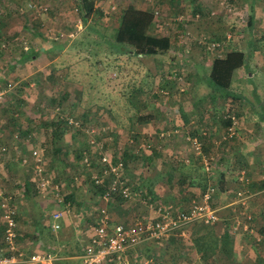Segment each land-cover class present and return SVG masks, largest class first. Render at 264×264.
Listing matches in <instances>:
<instances>
[{"label": "rangeland", "instance_id": "1", "mask_svg": "<svg viewBox=\"0 0 264 264\" xmlns=\"http://www.w3.org/2000/svg\"><path fill=\"white\" fill-rule=\"evenodd\" d=\"M98 1H100V4L94 13L83 23L82 20L74 18L79 16L78 11L74 9L78 0H69L65 3H63V0H0V21L2 20L0 37H4L3 42H6L0 44V92L6 91L0 96V130L3 122H9V118L7 119L6 116L1 114V112L5 113V108L3 107L7 108L6 103L12 100L6 96L9 91L19 88V91L24 90V94L28 96V99L31 98L32 100L40 92L39 109L36 110L34 108L35 111H33L30 107H27V110H23L22 115L15 116L19 120L18 122L23 123L24 129L26 125H32V128L28 129L29 131L31 130L29 134L34 132V136H39L42 139V142L36 145L35 148L38 151L43 150L41 157L42 160L45 159V162L42 161V168L45 174L52 177V184L58 185L59 191V196L52 190L48 194L45 192L46 196H44V193L38 194L36 185L32 181L33 184L29 191L24 189L22 196L21 185L26 187V184L19 180L23 179L24 181L28 177H34V175L33 172L31 174V169L27 167L20 176L21 167L16 161L10 165L12 173L6 172L5 177L2 176L0 178L1 190L4 188V183L12 188V190H9L6 187L5 193L12 196L14 206L22 203L20 209H23H18L16 217L18 242L24 246H26L25 242L33 240L34 236L37 237L33 229L36 220H32L34 215H32V210L29 208L30 204H33L32 208L36 211L35 214L41 221H44L46 220L45 215L51 216L55 209L60 208L57 198L62 197L63 203L70 205L69 214L72 219L75 216H79L81 208L84 209L81 215L90 217V219L86 218L85 223H81L82 225L79 226V229L84 231L85 228L88 231V224L90 223L89 225L92 227L96 223L95 213H98V209L96 211V208L93 207L89 210L86 209V206L78 207L76 198H79V202L83 200L84 203H88V200H84V196H81L80 192L77 194L76 190L80 188L83 191L93 189L99 194L97 191L99 184H94L92 176L100 174L106 166L107 161L101 160L103 156L112 164L119 160L123 162L120 177L131 190L129 199H111L109 204H106L108 209L113 201H115L114 204L119 202L121 205L122 203H127V200L136 203L141 202V207H145L146 205L142 201L145 199L152 202V199H154L152 197L161 198L160 203L167 208L173 210L174 208L176 210L187 209L192 203L194 196L189 195L192 194L191 191H186V188L189 187L186 184L189 181L188 177L191 176V167L186 165L183 167L185 164L183 158H197V156L203 154L202 152H196L191 142L192 140H188V137L192 138L194 135L189 134L193 126L191 125L192 123L189 124L190 121L188 119V116L191 115L186 113L198 111L201 113L202 118L203 116L207 117L206 113L203 114V107L205 106H203L201 101L207 102L205 103L206 106L215 105L208 99L211 89L205 82L213 59L216 56L224 55L232 47H245L251 36L255 47L253 54L247 61L248 68L236 70L233 79L235 83L241 85L239 89L243 90L244 88L250 90V82L255 83L258 90L261 91L262 97H264V0ZM31 2L36 3L41 8H38L39 10L30 8L29 4ZM71 2L72 4H70ZM250 2L253 4L255 13L254 25L251 30L247 27ZM130 6L136 9L146 6V10L152 12L157 10V22L161 26L158 27L157 33L171 34L172 37V43L167 51L162 53L163 56L157 60L151 57L148 61L152 63L150 62L147 65L145 64L147 60L144 62V59L149 58V56L139 57L132 53L117 54L115 48L118 46L115 43L108 44L104 40V38L113 40L118 22L123 12ZM196 8L199 13L195 11ZM70 10H73L74 16L65 15ZM72 18L74 20H69ZM27 24L28 26H25ZM152 28L155 29L156 27ZM183 30L187 33L178 35L184 39V42H187V40L190 42L188 46L185 43V45H180L177 40V34H174L175 31L180 33ZM230 33L233 35L230 39L233 40L231 43L227 40ZM204 36L206 37L203 41L204 44L217 42L213 41V39H222L221 42L224 41V44H221L224 46L218 49L204 48L197 42L202 40ZM66 39V44H69V46L66 50L64 49L59 53L60 62L55 65L40 64L39 60L41 58L39 60L35 58L32 62L30 59L22 57L24 52L32 50V44H35L33 47L35 48L41 44L47 46L48 44L52 45L59 42L64 43ZM85 43H90V45L87 47L82 46ZM130 57L132 58L130 59ZM42 58L45 59V57ZM91 58L92 60H90ZM21 59L22 61H20ZM48 66L57 67L53 69V78L55 80H52L53 78L49 81L47 80L48 69L51 68ZM50 85L52 86L51 88ZM45 89L50 92H45ZM55 94L59 95L60 106L53 108L54 104L51 99ZM62 98H64L63 101ZM28 104L33 105L29 102ZM192 105H196V107H192ZM198 105L200 106L197 107ZM225 105L228 106V101ZM247 110L250 109L243 105L242 113ZM7 112L5 114L10 117L12 112L9 111V114ZM55 112L63 114L73 122L69 123L68 121L67 124L71 127L66 126L65 134L62 133L60 136L58 133H53L50 129L51 126L47 123L53 118ZM38 113L40 114L37 116ZM142 115L144 117L152 115L153 117L151 119L153 122L142 125L144 127L143 132L138 129L141 127V125H138L140 123L136 122L138 116ZM213 120L215 121L216 118ZM239 120L240 118L238 122ZM183 121L185 124H183ZM75 122L79 124L76 125L74 124ZM146 126L148 127L146 128ZM89 128H93L94 132L85 131ZM156 134H158L157 137H155ZM138 135H141V137H138ZM92 138L97 143L91 144L93 145L91 148L87 146V141L92 140ZM23 140H20V144L23 145L27 154L31 150L30 145L35 143V141L29 140V142H25L28 146L26 147ZM0 146H2L1 141ZM59 148L64 149L60 151ZM155 148L157 149L154 151ZM85 149L90 151L92 157L89 169H86L81 162V155ZM33 151L34 149L30 155L23 156L20 162L24 164L30 163L33 167L36 162ZM211 157L205 158L212 161ZM195 161L196 164L199 162L197 159ZM66 164H74L79 175L89 173V179L79 184L78 187L71 185L66 187L67 185L61 181L64 177V172L67 171L64 170ZM69 170L72 171L74 169ZM203 171H206L204 163ZM211 171H206V173L209 174ZM196 172L201 173L199 167L196 168ZM107 177L106 181L107 179L111 180V176ZM215 186L217 187V185ZM144 188L154 193H146ZM240 188L246 194L247 192L248 194L250 193L247 186H240ZM154 189L158 193H155ZM259 189H261V192L256 194L254 199L257 201L261 199L264 203V186L261 185ZM178 190H183V192L179 195ZM216 190H218V187ZM16 192H18V195ZM229 192L227 191L226 193L227 198H232L228 195ZM72 195H74V198L71 199ZM89 196L93 198V194H89ZM219 196H214L215 205H218V201L221 200ZM133 197L134 199H131ZM100 198L101 195L98 196V201ZM250 198L245 204H240L239 208L244 210L248 207L247 213L251 214L252 226L253 219L255 220L254 215L261 219L259 220L260 222L264 220V207L254 213V211L250 210L251 205H253ZM94 201L92 204H97ZM39 202L40 204L44 203V205H39ZM26 206L29 210L25 211ZM152 206L154 209L155 203ZM229 206L227 205V207L225 206L226 208L222 209L224 215L219 212L221 219L224 218V221L222 219L219 224L214 226L217 232L222 231L226 227L224 223L230 224V219L227 218V212H230ZM233 206L238 207L235 202ZM150 211L153 212L152 210ZM21 212L22 215L20 214ZM127 222L129 221L125 223ZM44 224L39 225L40 228L42 227V230L39 228L40 234H44L42 238H50L53 231H51L50 226L46 223ZM189 227L186 228V233ZM252 229L254 232L247 236L240 229L231 231L232 234H229L232 235L233 239L236 236L237 239L245 237L246 240L252 241V237L255 240L254 235L259 231V229L255 228V225L252 226ZM230 235L228 236L232 238ZM171 238L175 237L171 236L166 241ZM1 240L2 233L0 232V242ZM51 241V239H48V242ZM87 241L84 243V240L78 239L74 245L77 243L78 250H80V246L87 244ZM163 241L165 239L149 242L148 248H151L149 253L142 256L139 261L148 258L152 259L153 264H212L205 260H201L202 262L193 261V257L191 261H187L190 256L185 255L182 258V255H172L173 251L164 255V253H161ZM230 242L232 251L234 245L232 241ZM237 243L235 244L236 248ZM256 243V241H252L251 246L255 250H260V252L264 253V242L261 243L263 245H256ZM66 247H69L68 243H64L63 248ZM39 248H43V245H40ZM56 249L54 244V251ZM39 250L48 252L51 249L49 246L47 249ZM57 255L59 256L58 253ZM258 258L264 259V255L262 254ZM75 259L66 258L63 261L60 259L59 261L57 260V264H65L67 261L73 264L72 262H76L74 261ZM221 259L226 264H235L238 260L241 263L239 258H235V261H233L232 256L231 259L225 256H222ZM139 261L134 262V264H139ZM213 262L215 264V261ZM260 262L264 264V260Z\"/></svg>", "mask_w": 264, "mask_h": 264}, {"label": "crops", "instance_id": "2", "mask_svg": "<svg viewBox=\"0 0 264 264\" xmlns=\"http://www.w3.org/2000/svg\"><path fill=\"white\" fill-rule=\"evenodd\" d=\"M68 1L69 0H63V3L68 2ZM70 4H72V2ZM99 4H100V1L95 0V8H97V6ZM75 6L76 7L74 9L77 11V9H76L77 4H75ZM61 9H63V8L61 7ZM138 9L146 10L147 8L145 6L143 8H138ZM73 13H74L73 10H70L68 14H65V11H64V14L69 15V16L73 15ZM74 18L75 19L78 18V20H81L80 16H77V17L75 16ZM74 18L69 19V20H74ZM66 41H67V39L64 41V43L59 42V43H54L52 45L48 44L47 46L41 44V45L36 46L35 48H33L34 46H32V49H35V51L37 52L38 55L36 57L34 56L30 60L33 62L35 58L38 60L41 58L39 60L41 62L40 64H43V63H45L46 65L57 64L58 62H60V60H59L60 54L59 53L62 52L64 49L66 50L69 46V44H66ZM79 47L81 48V46H79ZM26 49H27V46H26ZM45 52H47L46 56H45ZM119 54H121V53H119ZM123 54H125V53H123ZM23 55H27V54L23 53ZM162 56L163 55L161 53L157 52L156 54L150 55L149 58L144 59V62H145V60H147L145 63L147 65V64H150L151 61H148V60L151 57H153V58H155V60H157V59H160V57H162ZM42 57H45V59ZM139 57H141V56H139ZM131 58L132 57H130V59ZM90 60H92V58ZM20 61H22V59ZM48 67H51L48 69L49 75L47 76V80L49 81L51 78L54 77L53 69H55L57 67H55V66H48ZM38 69H40V68L38 67ZM239 69H244V68L241 67ZM52 80H55V79L53 78ZM72 82L76 83L74 81H72ZM72 82H70V83H72ZM66 86H68V85H66ZM51 87L52 86L50 85V88ZM257 90H258V88H257ZM23 91H20V94H18L19 102H22V105H25V104L27 105L28 102H32L33 105H37V106H34L35 109L36 110L39 109L38 104H40L39 103L40 92H38L37 95H35L34 99L32 100L31 98L28 99V96H26L24 94L25 92H23ZM45 92H50V91L45 89ZM54 97H59V95L55 94ZM208 99L210 100V97H208ZM36 100H37V102H35ZM17 108L20 109L19 107H17ZM23 108H25V107H23ZM207 111H209V112L207 113ZM213 111H214V108L212 106L207 105V106L203 107V114L206 113L207 117L203 116V118H202L201 113H199L198 111H194L193 113L190 111V112L186 113L187 115H191V116H188V119L190 121L189 124L192 123L191 125L193 127L192 126L191 127L195 128L197 133H199V132L202 133L203 131L207 132V137L199 139V141L201 142L202 147L204 145L208 147V151H207L208 154L205 153L203 149H201V150H203L202 151L203 155L197 156V158H194V157H184L183 158V162L185 163L183 165V167H185V165L187 167H191L190 168L191 176L188 177L189 181L186 184V186H189V187L186 188V191H191L192 194H189V195L194 196V198H192L193 200H196V199L200 200L201 195L205 192L206 188L209 185H213L215 188L218 187V190H220V192H221V194L219 196V197H221L220 198L221 200L218 201L220 205L219 204L214 205V198H213V206L215 208H218L219 212H221V214L224 215V212L222 209L226 208L227 205H230L229 206L230 212H227L228 213L227 218L230 219V218H232V216L239 215V212L234 213L232 211V204L235 202V192L237 190L241 189L240 186H247L250 190V197L251 198L250 197L249 198L252 199V202H253V205H251L250 210L254 211V213H256L257 211L260 210V208L264 207L263 200L260 199L259 201H257L254 199L256 194L261 192V189H259V187L262 185V183L260 181L261 172L259 169L262 167L263 161H264V122H259V120H257L256 116L254 115V113L251 110L244 111V113H242L244 115L239 114L240 120H239L237 137L234 140L220 143L219 137L224 132L225 128H223L222 126H220L218 124V122H217L218 120H215V121L213 120L214 117L211 115ZM15 114H17V113H15ZM39 114L40 113H38L37 116ZM194 115H196V116H194ZM247 116H249V117H247ZM18 121L19 120L17 119V122ZM150 122H153V121H150ZM149 123H146V124H149ZM183 124H185L184 121H183ZM8 125H11V124H9V122L8 123L3 122V124L1 125V130H0V141L2 142V145L5 143L6 147L8 149L7 152L4 154V158L1 159V161H2L1 163L3 165V168H2V170H0V172H1L0 178L2 176L5 177L6 172L12 173L10 165L14 161L18 162V165L21 167L20 172H19L20 176L23 174V171H25L27 169V167H29L31 169V174L33 172V175H35L32 164L31 165H30V163L24 164V163H21L20 161H21V158L23 156L30 155L32 153V150L36 149L35 148L36 145H38L39 143L42 142V139L39 138V136H36V135L34 136V132H31L30 134L26 132V131H28V132L31 131V130L29 131L28 129L32 128V125H30V126L26 125V127L24 129V125L22 124L21 125L22 131L24 133H27L26 135L29 134L25 140L21 139V140H23V143L25 144V146L28 147L25 142H29V140L35 141V143H32V145H30L31 150H29L28 153L26 154V152L24 151L23 145L20 144V140L18 141L19 143H15L12 139L13 135L10 136L9 133H7L5 128ZM138 125H141V127L138 129H140L141 132H143V130H144V127H142L143 124H138ZM147 127L148 126H146V128ZM205 128H207V130H201V129H205ZM16 132H18V131H16ZM64 134H65V132H64ZM197 155H199V154L197 153ZM211 156L212 157L215 156V158H217V166L215 168H212L211 173L208 174V173L203 171V163H204L205 157H211ZM195 159L199 160V162H197V164L195 163L196 162ZM62 161L65 162L64 159H62ZM43 162H45V159H43ZM200 163H201V165H200ZM198 164H199V166H198ZM25 165H29V166H25ZM198 167L201 170V173L196 172V168H198ZM69 169H74V170L70 171ZM64 170L69 171V172H67V171L64 172V177L61 180L64 184L67 185L66 187H68V185L78 187L79 184H82L83 182H86L87 179H89L88 175H90V174L87 173L85 175H79V173L76 171L74 164H66ZM242 171H244V174L249 176L248 178L251 179L250 183L244 184L241 181H239V174ZM28 176H29V173H28ZM32 178H34V177H31V178L28 177L24 181H23V179L19 180V181H22V183L26 184V185L27 184L32 185L33 184ZM56 179L58 180V178H56ZM215 185H217V187ZM21 186L25 189L24 185H21ZM203 186H205L204 189H202ZM3 187H4L3 190H1L2 188L0 189L3 196H9L8 194L5 193L6 187L9 190H12V188L7 186L6 183H4ZM99 187H104V186H99ZM180 189H182V188H180ZM9 190H7V191H9ZM49 190L50 189L38 192V194L44 193V196H46L49 193ZM76 191H77V194L80 192L81 196H84V200H86V199L88 200V203H84L83 200H81V202H79V198H76V197L75 198H76L77 203L76 202L75 203L77 204L78 207L86 206L87 210H89L93 207V208H96V211H97V209L99 211L101 206H105V204H109V202H110V201H108V203H105L101 200V198L98 201V196H100L102 193L101 192L102 190L100 191L98 187H97V191L99 194H97L95 191H93V189L92 190L87 189V190L83 191L82 188H80V189H77ZM154 191H155V189H154ZM227 191H230L228 193V195H230L232 198H227V195H226ZM45 192L47 194H45ZM144 192H146V193L149 192L150 194L154 193L147 188H144ZM182 192H183V190H178L179 195ZM21 193L23 196L24 192L22 190H21ZM69 193H71V192H69ZM155 193H158V192L155 191ZM184 193H185V190H184ZM16 194L18 195V192H16ZM89 194H93V198H91L89 196ZM19 195L21 196L20 193H19ZM95 197H97V198H95ZM149 197L151 198V196H149ZM180 197H182V196H180ZM72 198H74V195L71 196V199ZM152 198H154V199H152V202H149L145 199H144V201H142L146 205L145 207H141V205H140L141 202L136 203V202H132L130 200H127L126 201L127 203H122L121 205L119 204V202H117V204H114L115 201H113L109 205L110 206L109 209L107 208V205H106V209H108L112 224L122 223L124 221L125 222L126 221H132L135 218H146L147 219V218H154L155 216L157 217V213L155 211V208L153 209L152 205L154 203H155V206L157 204H161L160 201L162 199L161 198L158 199L156 197H152ZM131 199H134V197ZM233 199H234V201H233ZM93 200H95L94 202H97L98 205L97 204L93 205L92 204ZM21 204L15 205L16 211H18V209L19 210L23 209V208L20 209ZM47 204L50 205L49 203H47ZM32 205L33 204H30L29 208H30V210H32L31 211L32 215H34L32 220H36L34 222L33 229H34V233L37 235V237L34 236L33 240H31V241L28 240L29 242H25L26 246H24L22 244L25 247L26 251H34L36 248H37L36 250L47 249V247H49V246H50V248L54 249V244H55L56 248L58 249V250L56 249L57 251L55 250V252H56L55 254L58 258L57 259L58 261L60 259H62V261H63V259H66V258H73V257L78 258L79 257V251H78V246H77L78 244L76 243L74 245V243L78 239L79 240L81 239V241L84 240V243H86V241L89 239L90 234L92 232V227H90V225H89L90 223L88 224V229H89L88 231L85 228H84V231H83V229H79V226L82 225L81 223L86 222V218L90 219V217H87L86 215H81V212H84V209L81 208V210L79 211V216L76 217L74 215L75 217L73 216L74 217L73 219H72V217H70V214H69L70 211L67 213V215L65 216V218L63 220L62 230H64V232L52 233L50 238H42L44 236V234H40V229L42 230V227L40 228L39 225L40 226L45 225L44 223H46L49 226L50 221H51V216L45 215L46 220L43 219L44 221H41L40 218L35 214L36 211L33 210ZM39 205L42 206V205H44V203L40 204V202H39ZM59 205L62 206L63 204H59ZM69 207H70V205H69ZM69 207L67 208L68 210H69ZM247 208L248 207H246L244 210L247 211ZM149 209L152 210L153 212H151ZM26 210H29L27 206H26L25 211ZM20 214L22 215V212ZM95 215H96V217L95 216L94 217H95V222H96L98 219V213L96 212ZM129 216H130V218H129ZM253 217L255 218V220L253 219L252 226L255 225V228L259 229V231H261L260 229L264 226V220L260 222L259 220H261V219H259V217L257 215L256 216L254 215ZM127 218H129V219L125 220ZM222 219L224 221V218H222ZM222 219H220L216 223H213L212 225H206L208 228H212L214 230V235L218 238H221L223 236V233H227V231H228V235L232 234V232L229 228V224H228V227L227 226L224 227L222 229V231H220V232H217L215 230L214 226L219 224ZM197 224H199V223H197ZM197 224H195V225L192 224L191 227H189V230L187 231V233L185 232L184 235H180V234L172 235V237H175V238L181 237V239H178L179 243L175 242V238H171V239H168L166 241V239L171 237V236L164 238L165 241H163V247H162L161 253H164V255H165L166 253H170L171 251H175V249L178 248V250H180L179 255H182L181 256L182 258H184L185 255L190 256L187 258V261H191L192 257L194 258L193 261L204 260V259H202L200 254L194 250V247L192 245V234L197 230V227H198ZM224 225H227V224L224 223ZM253 229L250 232L248 230L240 228V230L244 231V234H246V236L249 235L250 233H253L254 232ZM256 235H261L264 238V234H260L259 232ZM256 235H254L255 240L252 237V241H254V242L256 241L257 242L256 245L257 244L263 245V244H261L262 242L258 243V241L256 240ZM230 236L232 237V235H230ZM48 239H51L52 241L48 242ZM231 241L234 245V248H232V251L230 249L231 252H229L227 257L231 259V256H232L233 261H235V258H239L241 260V263L238 260L235 264H261L260 261L264 260L262 258H258L262 254L264 255V253L260 252V250H255L254 247L251 246L252 245L251 240H246L245 237H242L241 239L240 238L237 239V237L235 236L234 239H233V237L231 238ZM237 241H238V243H237ZM149 242H151V241H147V242L137 246V248L142 249L140 251H136L137 248L127 250L124 253L123 263H121V264H134V262H138L142 256H145L147 253H149V250L151 249V248H148ZM183 242H186V244L188 246ZM64 243H68L69 247L63 248ZM190 243H191L192 247H191ZM236 243H237V248L235 246ZM40 245H43V248H39ZM142 246H143V248H141ZM80 248L82 250L83 245H81ZM57 253L59 254V256L57 255ZM223 255L224 254L217 255L218 259L215 261V264H226V263H224V260H222L220 258ZM205 261H208V262H211L212 264H214L213 260L210 258L208 260H205Z\"/></svg>", "mask_w": 264, "mask_h": 264}, {"label": "trees", "instance_id": "3", "mask_svg": "<svg viewBox=\"0 0 264 264\" xmlns=\"http://www.w3.org/2000/svg\"><path fill=\"white\" fill-rule=\"evenodd\" d=\"M190 1H195V0H190ZM249 8L250 9H249L248 17H247V27L251 30V29H253L254 20H255V13H254L252 2H250ZM76 9L79 13L80 19L82 20L83 23H85L89 18L88 16L93 14L94 11L96 10L95 0H78ZM195 11L197 13H199V10L197 8L195 9ZM157 19H158V16L156 17L154 12H152V11L140 10V9H136V8H133L132 6H130V7L126 8V10L123 12V14H122V16L118 22L113 40H106L105 38H104V40L106 42H108V44L109 43H115L118 46L117 48H115V51L118 54L119 53H121V54L132 53L135 56H141V57L150 56L152 54H156L157 52L162 54V53H164V51H167V49L170 47V45L172 43V39H171L172 37H171V34H166V33L161 34V32L156 33L158 27H161L158 24ZM1 21H0V24H2ZM25 26H28V24ZM152 27H154V28L156 27V28L153 30ZM185 32H186L185 30L181 31L180 33H177V31H175L174 34H177V37H178L177 40L180 42V45L186 44V46H188L190 44V42H188V40H187V42L186 41L184 42V39L181 38L180 35H178V34L184 35L187 33V32L186 33ZM232 36L233 35L230 33L229 36L227 37V40L229 43L233 42V40H230ZM203 38H206V37L204 36V37H202V39ZM4 39H5L4 37L3 38L0 37V44L6 43V42H3ZM8 41H10V40H8ZM213 41H217V43H219V45L214 46L213 49H218V48H221L224 46L221 44V43L224 44V41L221 42L222 39H218V40L213 39ZM34 45L35 44H32V46H34ZM88 45H90V43H85L82 46H88ZM254 47L255 46H253V37L251 36L248 39L247 45L245 47H241V48H233L232 47L229 51L225 52L224 55L216 56L212 61L210 72L206 76L205 82L211 89L208 97H210L212 104L213 103L215 104V105H212L214 108V111L212 112L211 115L214 117V119L216 118V120H218L217 122L220 126L225 128L224 132L219 137L220 143L234 140L237 137L238 126H239L238 119H239V114H242V106L243 105L247 106L254 113V115L256 116L257 120H259V122H264V97H262L261 91L257 90L256 84L253 82H250V84H251L250 90H248L246 88H244V90H243V89H239V87H241V85L235 83V80L233 79L234 73L237 69H239L241 67L242 68H248L247 61H248L249 57L253 54ZM24 53H27V55H23L24 59H31V57L33 58L34 56L36 57L38 55L37 52L35 51V49L29 50L28 52H24ZM8 65H10V64H8ZM19 90H20L19 88H14V90L9 91L10 94L9 93L6 94V96L12 100L6 103L7 108L6 107H3V108H5V111H4L5 113H6V111H8L7 112L8 114L10 112H12V113H10L11 116L9 117L5 113L1 112V114H3V116H6L7 119L9 118L8 120H9V123L11 125H8L5 129H6L7 133H9L10 136L13 135L12 139L15 143H18L19 140L26 138L27 137L26 134L29 133L28 131H26L27 133H24L20 129V128H22L21 125L23 123L17 122V117L15 115H22L23 110H27V107H30V109L35 111L34 106H37V105L31 106L28 103H27V105L26 104L22 105V102H19V98H18V94H20ZM58 98L59 97H57V99L55 97H53L51 99V102H53V104H54L53 108L60 106ZM63 99L64 98H62V101H63ZM227 101H228V106L225 105V103ZM29 103L33 104L32 102H29ZM201 103L203 104V106H206L205 103H207V102L201 101ZM199 106L200 105H198L197 107H199ZM17 107H19L20 109H18ZM23 107H25V108H23ZM192 107H196V105H192ZM15 113H17V114H15ZM247 117H249V116H247ZM152 118H153L152 115H148L146 117H144L142 115L140 117L138 116V119L136 120V122L140 123V124H146V123H149ZM68 121H69V119L66 116H64L61 113L55 112L53 119H51L48 122V124L51 126V131L53 133H58L59 135H61L62 133H64L66 131V126L71 127L70 125L67 124ZM61 125H62V127H61ZM230 128L232 129V132H233L231 135H229V133H230L229 129ZM205 129L207 130V128H205ZM16 131H18V132H16ZM189 134L194 135L198 139H202V138L207 137V132L197 133L195 128H193L191 130V132H189ZM157 135L158 134H156L155 137H157ZM21 137H23V138H21ZM138 137H141V135H138ZM95 142H96V140H95ZM4 144L2 146H0L1 170L3 168V165L1 163L2 162L1 159L4 158V154L8 150L6 147V144L5 145ZM87 146H90L91 148L93 147V145L90 144L89 140L87 141ZM63 149L64 148H59L60 151H62ZM156 149L157 148H155L154 151ZM202 149L204 150L205 153H207V151H208L207 146L204 145L202 147ZM203 150H201V152ZM84 152H86V154L89 156L88 163L84 162V160H83ZM91 152H92V150H91ZM202 154H203V152H202ZM98 155H100V154H98ZM79 157H80V155H79ZM91 158L92 157H91L90 151L88 149H85L81 155V162L85 166L86 169H89V167L91 166V163H92ZM98 158H100V156H98ZM207 158H209V157H207ZM211 158H212V161L210 160V165L212 168H215L217 166V158H214V157H211ZM259 170L261 172L260 181H261L262 185L264 186V181L261 180V177L264 174V162H263L262 167ZM43 173H44V170H43ZM0 174H1V172H0ZM240 175H241V173L239 174V181H241L242 183L247 184V183L251 182V179L248 178L249 176H247L246 174H244L243 179H240ZM106 178H108V177H106ZM105 179L103 182H101L98 185L99 190L100 191L102 190L101 195L103 194V192H105L107 190V188L109 187V182L111 181L109 179H107V181H106ZM99 186H104V187H99ZM205 186H203L202 189H204ZM30 187H31V185H29V184L26 185V187H25L26 191H29ZM36 190H37V193L40 192V190H38L37 187H36ZM22 191H24L23 187H22ZM220 194H221L220 190H216V188L214 187V191L212 192V200H213L215 195H220ZM8 195L9 196H7V197H10V194H8ZM118 198H121L124 200L127 199V198H124L123 196H121V194H119L118 192L113 193L111 196V199H118ZM211 205L213 206V203H211ZM98 213H99V211H98ZM0 221H1V216H0ZM16 221H17V217H16ZM197 226H198L197 230L192 234V245L194 247V250L200 254L202 259L208 260L210 258L213 261H216L218 259L217 255H219V254H221V255L224 254L223 256L227 257L229 252H231V251H229V249L231 247V244H229V243H231L230 242L231 238L228 236V231H227V233H223V236L221 238H218L214 235V230L212 228H208L206 225L201 224V223L197 224ZM3 230H4V224L1 221L0 232L2 233V236H3ZM260 230L261 231H258V232L260 234H264V226ZM178 239H181V237L175 238V242L179 243ZM2 241L0 242L1 246H2ZM183 243L186 244V242H183ZM139 245H136L133 248H137V246H139ZM190 245H191V243H190ZM192 245H191V247H192ZM133 248H131V249H133ZM141 248H143V246ZM50 249H51L50 251H48V252L45 251V252L50 253V254H55L54 249L53 248H50ZM137 249H136V251L142 250L139 248H137ZM78 251H79V255H80L81 248ZM179 253H180V250H178V248H176L175 251L172 252V255H174V254L179 255ZM73 258H76V257H73ZM214 258H215V260H214ZM220 258H222V256ZM74 261H76V262H72L73 264H80L79 258H76ZM70 263L71 262L67 261V263H65V264H70ZM104 264H118V263L114 261V262H107Z\"/></svg>", "mask_w": 264, "mask_h": 264}, {"label": "built area", "instance_id": "4", "mask_svg": "<svg viewBox=\"0 0 264 264\" xmlns=\"http://www.w3.org/2000/svg\"><path fill=\"white\" fill-rule=\"evenodd\" d=\"M30 8L39 10L41 6H37L36 3L31 2ZM154 14L157 16L158 11L155 10ZM219 45L217 42H210L206 44V48H212ZM5 91L0 92L3 94ZM69 123H73L69 119ZM78 125L79 123L75 122ZM103 129V128H102ZM89 133H93L94 129L89 128L85 130ZM231 135L232 129H229ZM188 140H192L194 149L197 152H201L202 144L197 137H188ZM90 144L95 143V140H89ZM101 148V147H100ZM43 150L34 149L33 154L35 157V173L39 177L34 179L37 181V187L39 190L44 191L50 189L59 196L58 185H53L51 178L43 174L42 168V154ZM40 152V153H39ZM84 162L88 163L89 156L84 152ZM103 161H107L106 166L102 169L100 174H94L92 180L94 184H100L107 176H111V181L107 191L101 195L103 202L111 200L113 193L118 192L124 198L129 199L131 197V190L126 185L121 177L120 170H122L123 162L119 160L115 164L109 162L105 156L101 158ZM88 165V164H87ZM204 169L211 171L210 160L205 158ZM1 170V164H0ZM244 178V172H241L240 179ZM264 181V174L261 177ZM50 185V186H49ZM213 186H209L206 191L201 195L200 200H193L190 206L185 210L170 209L162 204L155 206L157 217L154 218H135L127 223L112 224L108 210L105 206H101L98 213V219L95 225L92 226V232L89 237L88 243L83 247V250L79 256L80 264H104L107 262L123 263L124 253L133 248L136 245L145 243L150 240H160L172 235L180 234L184 235L186 228L195 223H201L204 225H212L218 222L220 218L219 209L211 205ZM0 216L1 221L4 224L3 230V242L6 245L5 254L0 253V264H55L56 257L53 254L33 252L26 253L21 250L17 245V221H16V208L11 201V197L4 196L0 191ZM250 197V194H246L244 190H237L235 197V204H245ZM57 202L63 204L60 208L55 209L51 213L50 228L54 233H62L63 220L69 210V205L63 203V198L58 197ZM233 205V204H232ZM234 213L239 215L232 216L230 222V230L236 231L243 228L248 231H252L250 226L251 214L246 210L240 212L239 207L233 208ZM257 241L262 240L261 235L256 236ZM139 264H153L152 259H143L139 261Z\"/></svg>", "mask_w": 264, "mask_h": 264}, {"label": "clouds", "instance_id": "5", "mask_svg": "<svg viewBox=\"0 0 264 264\" xmlns=\"http://www.w3.org/2000/svg\"><path fill=\"white\" fill-rule=\"evenodd\" d=\"M33 9V8H32ZM204 39L205 38H203L202 40H200V41H197L200 45H202L204 48H206V44H204L203 43V41H204ZM6 92V91H5ZM33 170H34V173H35V164H34V166H33ZM206 172V171H205ZM242 172H244V171H242ZM43 174H45V173H43ZM35 175H36V173H35ZM34 175V178H32V181L35 183V185H36V187H37V181H34V179L36 178H38L39 176L38 175H36L35 176ZM46 176H49V175H47V174H45ZM50 177V176H49ZM50 178H52V177H50ZM51 182H52V179H51ZM50 186V185H49ZM38 188V187H37ZM38 190H39V188H38ZM41 191V190H40ZM49 192H50V190H49ZM237 192V191H236ZM235 192V193H236ZM250 194V193H249ZM4 197V196H3ZM11 197V196H10ZM236 197V196H235ZM0 199H1V197H0ZM249 199V198H248ZM11 201H12V197H11ZM13 203V202H12ZM233 208H234V206L232 207V211H233ZM219 211V210H218ZM241 211H243V210H240V212ZM220 214V213H219ZM16 215H17V212H16ZM221 218V217H220ZM230 222H231V218H230ZM122 223H125V222H122ZM250 223V226H251V221L249 222ZM95 225V224H94ZM49 226H50V224H49ZM252 227V226H251ZM229 228H230V224H229ZM54 233V232H53ZM2 240H3V236H2ZM1 240V241H2ZM160 240H163V239H160ZM16 241H17V245H18V247L21 249V250H23L24 252H26V253H33V252H42V253H46L45 251H41V250H34V251H26V249H25V247L23 246V245H21V244H19V242H18V230H17V239H16ZM88 241H89V239H88ZM150 241H152V240H150ZM260 242H264V238L262 237V240L261 241H258V243H260ZM88 243V242H87ZM86 245V244H85ZM84 245V246H85ZM83 246V247H84ZM1 248H2V250H1ZM83 249V248H82ZM7 249H6V245H5V243L2 241V246H1V244H0V253H2V254H5L6 252H8V251H6ZM50 254V253H49ZM81 254V253H80ZM55 257H56V259H55V264H57V256H56V254H53ZM80 256V255H79ZM79 258V257H78Z\"/></svg>", "mask_w": 264, "mask_h": 264}]
</instances>
